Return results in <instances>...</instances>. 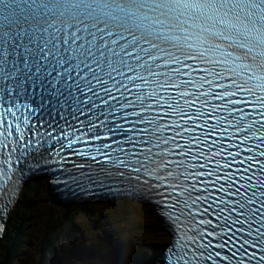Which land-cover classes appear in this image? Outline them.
I'll return each instance as SVG.
<instances>
[{"label":"snow or ice","instance_id":"6c2138e0","mask_svg":"<svg viewBox=\"0 0 264 264\" xmlns=\"http://www.w3.org/2000/svg\"><path fill=\"white\" fill-rule=\"evenodd\" d=\"M36 170L154 200L139 264H264V0H0V222Z\"/></svg>","mask_w":264,"mask_h":264},{"label":"rangeland","instance_id":"374dc122","mask_svg":"<svg viewBox=\"0 0 264 264\" xmlns=\"http://www.w3.org/2000/svg\"><path fill=\"white\" fill-rule=\"evenodd\" d=\"M24 191L27 192L26 189H23ZM50 197L48 179H44L38 185L35 198L40 201L38 208L40 215L44 213L46 219L54 220L63 214L67 205L57 198L59 204H56L57 210L54 205L49 203ZM60 206H64L63 209L60 210ZM82 215L85 216V219ZM82 215H76L74 231L69 233L67 239L65 237L67 232H65L57 241H54L56 251L49 252V261L46 264H134L135 262L139 263L145 257H150L153 248L161 250L162 239L156 243H150L126 236L124 233L125 229L129 227L135 233L143 226L153 229L154 224L160 225L157 217L154 219L152 212L147 208L128 203L119 204L112 213L100 212L99 208H94L92 213H82ZM118 217L121 221H114ZM112 223H114L113 226ZM47 224L48 222L45 223V225ZM23 237L27 244L24 245V251L20 258H23L25 264H40L41 252L35 244L34 237L27 233H23ZM120 250L125 251V257L119 253ZM29 252L32 253V258ZM51 256L52 258L49 259Z\"/></svg>","mask_w":264,"mask_h":264},{"label":"trees","instance_id":"16d2710c","mask_svg":"<svg viewBox=\"0 0 264 264\" xmlns=\"http://www.w3.org/2000/svg\"><path fill=\"white\" fill-rule=\"evenodd\" d=\"M41 181H31L25 188L27 192H23L22 196L18 200L15 210L10 215L9 221L5 229V237L1 241L0 245V264H25L23 258H20L24 251V245L27 244L23 233H27L34 237L35 244L39 247L41 252L40 264H46L48 260L49 252L54 253V241L65 232H71L73 229H69L71 226L74 228V222L77 220L76 215L90 214L94 208H99L100 212H114L115 207L119 204L137 205L141 208L148 209L152 212L155 219L156 213L154 208L149 204L136 203L127 199L107 201L100 203H82L72 204L58 218L46 219L44 213H39V199H36L38 185ZM123 208V207H118ZM83 216V215H82ZM85 219V216H83ZM124 220V219H122ZM114 221H121L118 217ZM48 222L47 225L45 223ZM114 223H112V226ZM124 233L126 236L134 237L135 239L149 241L150 243H156L160 239L165 240L167 235L161 228L160 225L154 224L153 229H148L143 226L140 230H136L133 233L131 227L126 228ZM32 246V245H31ZM32 258V253H30Z\"/></svg>","mask_w":264,"mask_h":264},{"label":"clouds","instance_id":"9594fccd","mask_svg":"<svg viewBox=\"0 0 264 264\" xmlns=\"http://www.w3.org/2000/svg\"><path fill=\"white\" fill-rule=\"evenodd\" d=\"M50 176H51V174H46V173H43V174H34L33 171L30 172V173L28 174V176L26 177V178H27V179H26V183H25L24 186L22 187V190H21V192H20V196H19V198L16 199V201L18 202V200L20 199V197H21L22 194H23V189H25L31 181H34V180L42 181V180H44V179H48V189H49V187L52 188L51 195H52V193L54 194L55 197L58 195V196L56 197V201H57V203H58V199H59L60 201L65 202L66 205H67V207L70 206V205H72V204H75V203H77V204H82V203H94V202H92V201H89V202H82V203H80L79 201H78V202H72V203H69V202L65 201L64 198L62 197V194H61L60 189H57V187L54 185V183H53L52 179L50 178ZM40 177H41V178H40ZM56 194H57V195H56ZM50 198H51V197H50ZM57 198H58V199H57ZM49 200H50V199H49ZM83 200H88V199H83ZM80 201H82V200H80ZM17 202H16V204H17ZM49 203L52 204V202H49ZM53 203H55V202H53ZM16 204H15V206H14V208H13L12 213H13L14 210H15ZM144 205H145V204H144ZM63 207H64V206H60V210L63 209ZM57 208H58V206H57ZM64 209H65V208H64ZM57 210H58V209H57ZM64 211H65V210H63V212H64ZM63 212H62V213H63ZM12 213H11V215H12ZM9 218H10V216L7 217V218L5 219L4 230H3V232L1 233V236H0V245H1V241H2L3 238L5 237V229H6V226H7L8 221H9ZM74 225H75V224H74ZM74 227H75V226H74ZM69 229H73L72 231H74V228H73V227H72V228H69ZM72 231H71V232H72ZM65 237H66V239H67L68 235L66 234ZM51 258H52V256H51L49 259H51Z\"/></svg>","mask_w":264,"mask_h":264},{"label":"water","instance_id":"95a60500","mask_svg":"<svg viewBox=\"0 0 264 264\" xmlns=\"http://www.w3.org/2000/svg\"><path fill=\"white\" fill-rule=\"evenodd\" d=\"M41 178V177H40ZM49 191L51 192L52 191V188L49 187ZM89 201H92V199H88V200H82V201H79L80 203L82 202H89ZM49 202H55V204H58L57 201H56V197L54 196V194L52 193L51 195V198L49 200ZM59 205V204H58Z\"/></svg>","mask_w":264,"mask_h":264},{"label":"bare ground","instance_id":"6f19581e","mask_svg":"<svg viewBox=\"0 0 264 264\" xmlns=\"http://www.w3.org/2000/svg\"><path fill=\"white\" fill-rule=\"evenodd\" d=\"M56 195H57V194H56ZM57 196H58V195H57ZM52 205H54V206H55V208H56V209H58L56 204L52 203ZM130 254L132 255V254H133V252L131 251V253H130Z\"/></svg>","mask_w":264,"mask_h":264}]
</instances>
